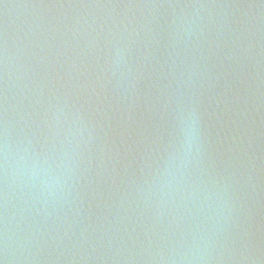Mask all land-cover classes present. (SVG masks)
<instances>
[{
    "label": "water",
    "instance_id": "1",
    "mask_svg": "<svg viewBox=\"0 0 264 264\" xmlns=\"http://www.w3.org/2000/svg\"><path fill=\"white\" fill-rule=\"evenodd\" d=\"M0 264H264V0H0Z\"/></svg>",
    "mask_w": 264,
    "mask_h": 264
}]
</instances>
